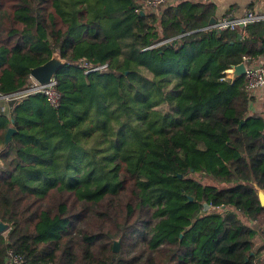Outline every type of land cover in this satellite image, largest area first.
I'll use <instances>...</instances> for the list:
<instances>
[{
    "label": "trees",
    "instance_id": "trees-1",
    "mask_svg": "<svg viewBox=\"0 0 264 264\" xmlns=\"http://www.w3.org/2000/svg\"><path fill=\"white\" fill-rule=\"evenodd\" d=\"M147 1L0 0V96L67 62L58 107L0 103V264H264V104L226 78L264 55V20Z\"/></svg>",
    "mask_w": 264,
    "mask_h": 264
},
{
    "label": "built area",
    "instance_id": "built-area-1",
    "mask_svg": "<svg viewBox=\"0 0 264 264\" xmlns=\"http://www.w3.org/2000/svg\"><path fill=\"white\" fill-rule=\"evenodd\" d=\"M169 0H148L147 5L149 7L157 8L166 4ZM264 20V13H257L254 10H246L243 15L239 17H233L231 15L223 17L215 25L210 26L213 30H235L236 28L242 29L250 23ZM244 64L246 65L245 79L247 81V87L253 93L254 96H263L261 105L264 104V55L260 60L250 61L245 58ZM234 69L226 71V78L233 80ZM33 79V78H32ZM57 82L55 79L51 83L41 85L33 79L32 85L15 95L0 96V103H10L20 99H24L31 94H43L48 99L52 107H58L60 103V93L57 90ZM10 264H22L20 257L10 254Z\"/></svg>",
    "mask_w": 264,
    "mask_h": 264
},
{
    "label": "water",
    "instance_id": "water-1",
    "mask_svg": "<svg viewBox=\"0 0 264 264\" xmlns=\"http://www.w3.org/2000/svg\"><path fill=\"white\" fill-rule=\"evenodd\" d=\"M217 23L216 18H212L209 22V26L215 25ZM219 32H221L219 30ZM242 38V35L239 36ZM67 65L66 60L62 59L59 54H54L53 57L46 62L44 65H41L37 68L31 70V77L41 85H46L52 82L55 79L56 75L60 70H62ZM233 80L241 79L245 75L246 65L244 63L233 68ZM16 133V129L11 127L8 129L5 137V146H7L13 135ZM181 177V176H180ZM261 205L264 207V193L260 192L259 194ZM190 201H193L191 198ZM208 208V206H207ZM10 229V225L0 220V233H5ZM120 240L116 241L114 244V250L119 251Z\"/></svg>",
    "mask_w": 264,
    "mask_h": 264
},
{
    "label": "crops",
    "instance_id": "crops-1",
    "mask_svg": "<svg viewBox=\"0 0 264 264\" xmlns=\"http://www.w3.org/2000/svg\"><path fill=\"white\" fill-rule=\"evenodd\" d=\"M194 2H203L206 4H213L216 6V19L220 21L223 17L231 15L239 17L243 15L246 10H254L257 13H264V0H193ZM263 96H259L254 109L261 106ZM256 107V108H255ZM4 111L5 109L2 108ZM6 112V111H5ZM1 151V148H0ZM2 166L0 158V169ZM258 238L256 244L258 247L264 246V228H258Z\"/></svg>",
    "mask_w": 264,
    "mask_h": 264
},
{
    "label": "rangeland",
    "instance_id": "rangeland-1",
    "mask_svg": "<svg viewBox=\"0 0 264 264\" xmlns=\"http://www.w3.org/2000/svg\"><path fill=\"white\" fill-rule=\"evenodd\" d=\"M258 108L261 109V106H259Z\"/></svg>",
    "mask_w": 264,
    "mask_h": 264
}]
</instances>
